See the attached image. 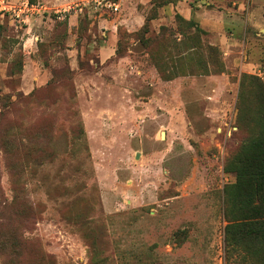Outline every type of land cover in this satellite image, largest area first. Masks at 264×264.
I'll list each match as a JSON object with an SVG mask.
<instances>
[{
	"label": "rangeland",
	"instance_id": "1",
	"mask_svg": "<svg viewBox=\"0 0 264 264\" xmlns=\"http://www.w3.org/2000/svg\"><path fill=\"white\" fill-rule=\"evenodd\" d=\"M178 1L7 0L35 9L0 15V264H242L262 47L211 45Z\"/></svg>",
	"mask_w": 264,
	"mask_h": 264
},
{
	"label": "trees",
	"instance_id": "2",
	"mask_svg": "<svg viewBox=\"0 0 264 264\" xmlns=\"http://www.w3.org/2000/svg\"><path fill=\"white\" fill-rule=\"evenodd\" d=\"M176 17L183 23H193L179 15ZM196 26L203 31L197 23ZM244 77L256 82L264 96V83L260 78ZM231 171L236 174V182L235 192L226 201L225 215L229 223L224 228V243L237 253L242 264H264V128L247 144Z\"/></svg>",
	"mask_w": 264,
	"mask_h": 264
},
{
	"label": "crops",
	"instance_id": "3",
	"mask_svg": "<svg viewBox=\"0 0 264 264\" xmlns=\"http://www.w3.org/2000/svg\"><path fill=\"white\" fill-rule=\"evenodd\" d=\"M226 1L229 4L220 0H197L194 10L184 13L183 17L195 20L208 35L211 45L227 52L262 47L264 63V0ZM183 2L179 0L178 6Z\"/></svg>",
	"mask_w": 264,
	"mask_h": 264
},
{
	"label": "built area",
	"instance_id": "4",
	"mask_svg": "<svg viewBox=\"0 0 264 264\" xmlns=\"http://www.w3.org/2000/svg\"><path fill=\"white\" fill-rule=\"evenodd\" d=\"M33 9H35L34 6H29V4L27 2H24L22 4V8H15L13 6H11L7 0H0V15L4 16V15H9V16H13L16 19H20L22 17V15H25L27 17V14L29 11L33 12ZM118 6H116L115 4H113V10L117 11Z\"/></svg>",
	"mask_w": 264,
	"mask_h": 264
}]
</instances>
